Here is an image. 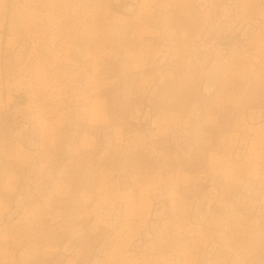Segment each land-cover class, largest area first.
Listing matches in <instances>:
<instances>
[{
	"label": "rangeland",
	"instance_id": "1",
	"mask_svg": "<svg viewBox=\"0 0 264 264\" xmlns=\"http://www.w3.org/2000/svg\"><path fill=\"white\" fill-rule=\"evenodd\" d=\"M0 264H264V0H0Z\"/></svg>",
	"mask_w": 264,
	"mask_h": 264
}]
</instances>
